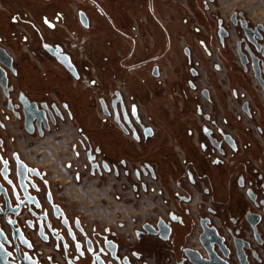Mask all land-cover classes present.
Instances as JSON below:
<instances>
[{
  "label": "flooded vegetation",
  "instance_id": "obj_1",
  "mask_svg": "<svg viewBox=\"0 0 264 264\" xmlns=\"http://www.w3.org/2000/svg\"><path fill=\"white\" fill-rule=\"evenodd\" d=\"M146 1L150 11V19L159 25L163 34H168L162 23L151 13L153 0ZM214 3L215 0H206L201 4L204 21L213 25L212 33L213 38L217 40L218 51H223L231 57V65L237 66L250 89L261 94L264 98V76L260 74L259 78L255 77L250 58L244 51V47L248 43L244 31L240 27V22H246V28L261 36L262 40L257 42L263 47L264 25L260 23L252 25L241 12H233L227 17L217 13L211 14L212 9L210 7ZM191 4H195V1ZM195 8H198L197 5ZM190 19L193 20L194 27H191L192 30L188 34L189 38L183 39L181 53L186 61L182 68V76L176 79L174 89L176 92L173 96L180 99L183 96H189L192 101L190 115L196 120L197 125H191L185 131L190 140V150L193 152L189 160L184 159L183 163L181 162V168L173 175L171 183L164 185L153 164L134 161V150L140 151L147 140L153 136V132L148 131L143 126L136 109L131 107L129 100L118 90L112 92L108 97L100 96L96 103L104 119L109 121L117 130L118 135L125 140V157L118 159L117 144H111L115 156L110 161H106L100 145L97 143L100 136L96 135L98 140L93 143L88 135L83 132L82 126L79 127L78 138L70 149L74 158L82 163L83 175L88 174L91 177L110 176L114 192L113 199L118 205L126 204L137 209L141 206L140 204L145 203L144 207L155 208L154 216L143 221L133 231V240L122 237L108 226L102 228L93 225L88 229L81 217L71 214L69 209L56 198V193H60L61 188L57 191L53 189L48 172L27 164L22 160L19 153L12 150L11 140L13 137L11 132L13 130L20 129L29 136H37L41 139L53 128H56L64 118L74 121V115L67 103L56 101L57 99H53L50 93L42 91L24 78L26 73L24 66L30 60L22 49L16 50V47L19 48L18 46H11L10 39L4 35L0 26V48L4 49L12 58V70L8 73V87H13L14 99L22 95L28 103H36L39 108L45 105L55 121L53 124L49 121V129L44 131L42 137L38 136L36 129L33 135L26 133L23 128V120L16 119L7 111V102L0 90V120L6 127L0 129V139L2 140V147L6 149L9 155L10 169L12 171L16 169L13 154H17L28 168L36 169L37 172L32 179L41 189L38 197L48 209L50 219L55 222L57 227H61V218L58 221L53 217L52 205H57L65 214L79 241L85 242L86 239L101 243L107 241L113 258L110 254L102 256L105 263L186 264L187 257L184 250L197 252L201 259L208 260L207 252L200 240L204 234V225L208 229H214L217 237L222 239V246L228 250V255L224 256L217 244H213V250L218 258L226 264H264V126L261 123L264 106L262 109L261 106L257 105L247 90L241 89L238 85L231 86L229 84L225 66L216 51L196 36L200 30H204L205 26L200 24L196 14ZM88 23H90L89 19ZM233 32L236 37L234 42L232 41ZM16 34L11 36L15 37ZM207 36L212 38L209 33ZM18 37L22 40L24 38L23 45L28 42L27 36L22 37L19 34ZM16 39H13L14 44ZM237 44H239V48ZM47 47L52 48V50L60 49L62 53L70 56L78 75L77 79L55 61ZM196 50L203 56L208 69L214 75L215 83L222 93L224 111L220 110L217 113L215 110L210 112L205 109L204 102L208 104L211 102V88L213 86L212 80L200 79L199 68L202 63L199 62L195 53ZM238 50L241 55L246 57L247 62L244 65L238 56ZM250 50L259 59L260 67L259 54L254 48H250ZM42 51L45 56L51 58L62 68L71 80L74 82L81 80L71 54L62 45L43 43ZM21 53L24 55V61ZM163 58L164 56H161L160 60ZM149 62L152 66L147 73L154 79L163 81L166 65L160 67L161 63L159 62L154 64L152 63L153 60ZM154 68H156L157 76L153 75ZM165 78L167 80V76ZM54 95L58 97V93H54ZM101 101L106 105L108 116L103 114ZM113 102L115 107L112 105ZM123 112L128 118V124L124 122ZM116 114H118V121H116ZM6 115L10 116L9 121L4 120ZM225 115L245 132L248 140L250 139L248 142L243 143L236 139V129L228 125V119ZM118 122L123 125L124 129L119 126ZM114 136L116 135L112 134V137ZM252 147L260 149L259 155L248 156L247 151L251 150ZM172 149L175 150L178 158L183 153L180 151V143L176 141L172 143ZM88 152L90 156H94L92 163L96 164L95 168H92V163L88 161ZM103 162H106L108 172L104 171ZM104 183V181H100L99 186L102 187L105 185ZM128 193H130L131 198L126 196ZM48 197L52 200V204L48 202ZM142 198L145 201H142ZM230 204L234 208L232 214H228ZM158 208L162 211L161 214L158 213ZM25 217L19 216L18 218L22 222ZM159 221H163L170 228L167 242L161 241L157 236L148 235L143 229L144 225L156 229ZM234 240L240 244V257H238ZM43 251V257L53 253L50 247H44ZM55 256L54 262H62L61 255L55 254ZM215 264H221V262L217 261Z\"/></svg>",
  "mask_w": 264,
  "mask_h": 264
},
{
  "label": "crops",
  "instance_id": "obj_2",
  "mask_svg": "<svg viewBox=\"0 0 264 264\" xmlns=\"http://www.w3.org/2000/svg\"><path fill=\"white\" fill-rule=\"evenodd\" d=\"M30 1L32 3L27 2V4H25L26 9L25 6L24 8H21V6L16 5L17 7L15 6V10L11 12L10 8H14V6L9 5L6 0H0V12L6 14L14 12V14L11 15V22L15 24L14 27L17 31L20 30V32L22 31L24 33L20 34L22 37H28V42L22 46V50L31 62L28 61L25 63L24 68L26 69V73L24 78L42 91L50 93L53 99H57L56 101L67 103L73 112L74 121H69L64 118L62 122L58 123L56 128H53L41 139L37 136H29L20 129L13 130L11 132L13 137L11 140L12 150L19 153L22 160L27 164L48 172L49 180L53 189L57 191V189L61 188L60 193H56V198L69 209L71 214L81 217L82 222L88 229L93 225L102 228L108 226L122 237L133 240V231L143 221L151 219L154 216L153 211L155 208H152L151 206L144 207L145 203L140 204L141 206L137 209L126 204L118 205L113 199L114 192L110 176L91 177L88 174L83 175L82 163L74 158L70 150L73 143L78 138L80 126L83 127V132L85 134L102 131L107 135L106 138L103 139L101 134H96L100 136L98 143L106 161H110L115 156L111 144H117V150L119 153L117 155L118 159L125 157V140L118 135V132L113 128V125L105 120L100 113L99 107L96 103L97 99L100 97V93L88 94L86 96L81 84L71 80L65 71L51 58L45 56L42 51L43 43L51 45L59 44L68 51L67 33L75 32L77 36H83L86 38V46L88 47L90 45L92 51L90 53L91 55L95 56L96 54H102V52H96L93 50L95 47V35L97 33L93 27V20L91 21L90 19L91 26L87 30L82 28L78 23L77 15L73 16L69 12L68 6L70 0ZM75 1L83 4L90 9L89 11L93 12L96 10L95 3L98 5L102 0ZM38 2H40V5L37 4ZM241 3L248 7L246 8L248 11H252L250 15L247 14L246 11H240L252 25L257 23L264 25V0H242ZM19 9L24 10L19 11ZM83 9L84 8L78 9L77 13L82 11L87 14L86 10ZM128 14L130 15V18H128V28L130 30L118 29V25H116L118 21L115 23L112 21L113 25L110 24L111 29H113V35L110 37L109 45L114 49L116 54V65H119V69H124L125 71L129 70V72L126 73V77L122 79L121 82L125 83V86H133L132 83L135 81L139 86L140 83L137 81H139V78L141 79V77H138L137 74H145V72H147L152 66L149 61L153 60V64L155 62H164L166 65V81L169 86L174 88L176 79L182 76V68L186 61L182 56L181 50H170L171 42H174L173 38L176 36L175 24H178V18L176 19L174 16H171V13L169 15L167 14V16H160L159 14L157 16L153 14L154 17L165 26V28L167 25L170 26L169 29L167 28L169 41L171 39L170 43L167 41V38H165L166 36H164L165 44L163 45L170 48L165 57L166 50H161V48L160 51H158V49L157 51L153 50L155 38L151 41L149 40V37L147 39L144 35V31L146 30L145 25L148 21L147 18L150 15L149 7H147L148 15L146 14L145 16H142L140 14V17L137 18L140 20L139 27L132 25V13ZM230 14H228V16ZM196 16L198 17L200 24L205 26L204 30H200L196 36L200 41H203L204 44L212 47L216 51L218 57L225 66L229 84L231 86L238 85L241 89L247 90L254 98L255 103L263 109L264 98L262 95L257 94L250 89L246 79L240 74L237 66L231 65V57L223 51H218L217 40L213 38L212 33L213 25L204 21L203 13L200 15L196 14ZM20 23H24V25H21ZM26 24H28V26ZM133 27L135 28L133 29ZM208 33L211 34L212 38L207 36ZM92 34L95 35L93 36ZM232 38V41L234 42L236 40L234 32ZM157 40H159L158 36ZM195 53L199 62L202 63L199 68L201 72L200 79L206 80L208 78L212 80L213 87H210L211 102L210 104L204 102L206 111L208 110L212 112L215 110L217 113H219L220 110L224 111L222 93L215 83L213 73L208 69L206 61L200 52L196 50ZM161 56H164L163 60H160ZM96 62L99 65L101 63L99 61ZM74 64L80 76L83 75L86 68L77 61H74ZM112 82L118 83L120 81L118 79H112ZM127 83L129 84L127 85ZM134 90L131 92V89L129 90V88H127L126 93L129 104L136 109L143 126L148 131L153 132V136L147 140L146 144L141 147L140 151L137 152L134 150V161L153 164L156 167L157 173L161 176L164 185H167V183H171L173 175L178 172L179 168H181V162L183 163L184 159L189 160L191 158V153L193 152L190 150V140L185 134V131L191 125H197L196 120L190 115L192 101L187 95L183 96L181 99L172 96V109L164 108V106H160L158 100L159 98L164 99L165 95L157 91L151 100L152 102L157 101L159 103V105H157L158 109H151L148 105L150 101H147V98L151 97L149 95V97L144 95L146 97L145 101L141 95L139 96V94L137 95L134 93ZM54 93H58V97L54 95ZM139 97H141L142 100H140ZM154 117H157L158 121L160 120V124L161 119H165V121L168 122V126H161L160 124L159 126L157 122V129H154L152 126L156 123L153 120ZM226 118L228 119V125L231 128L236 129V139L243 143L248 142L250 139L248 140V136L245 135V132L239 127V125L235 124L229 117L226 116ZM261 123L264 126V109L262 111ZM112 134L116 136L112 137ZM174 141L181 145L180 151L183 153L180 154L179 158L177 157L175 150L172 149V143ZM259 153L260 149L253 147L251 150L247 151L249 157H255L259 155ZM105 180H108V182ZM100 181H105V185L100 187ZM115 191L117 192V190ZM129 194L130 193L126 196L131 198ZM142 201L145 200L142 198ZM86 202L90 204L87 207L84 206ZM102 204H108L106 205L108 208H105ZM112 204H115L119 209L113 207ZM111 207H113L114 210L109 209ZM233 209V205L230 204V206H228V214H232ZM161 212L162 211L159 209L158 213L161 214ZM87 213H92L91 217L85 216Z\"/></svg>",
  "mask_w": 264,
  "mask_h": 264
},
{
  "label": "water",
  "instance_id": "obj_3",
  "mask_svg": "<svg viewBox=\"0 0 264 264\" xmlns=\"http://www.w3.org/2000/svg\"><path fill=\"white\" fill-rule=\"evenodd\" d=\"M78 20L80 25L87 29L88 18L82 11L78 12ZM236 15V14H235ZM234 15V16H235ZM240 27L244 31L248 45L244 47L251 61L252 70L255 77L259 78L260 74L264 76V47L258 44L261 36L246 28V22L241 21ZM239 48V44H237ZM250 48H254L259 54L261 60V69L259 67V59L251 52ZM51 56L61 65L72 77L78 78L76 69L68 54L62 53L60 49L52 50L47 47ZM241 63L246 64V57L237 51ZM12 70V58L8 53L0 48V90L2 91L6 102L7 111L16 119L23 120L24 131L30 135L36 132L42 137L44 131L49 129V121L53 124L54 118L45 105L41 108L36 103H28L25 98L20 95L14 99L13 87H8V73ZM153 75L157 76L156 68L153 69ZM103 114L108 116L106 105L101 101ZM112 105L115 107V103ZM19 113H18V112ZM124 122L128 124V118L123 112ZM5 121L10 120V116L4 117ZM118 121V114H116ZM119 126L123 128V125ZM4 123L0 120V129H5ZM88 161L92 163L94 156L87 153ZM16 162V169H10V159L5 148L2 147L0 139V264H112L105 263L102 256H110L113 253L107 241L93 242L86 239L85 242L79 241L78 236L73 228H71L65 214L60 210L59 206L53 207L54 219L60 220L61 227H57L55 222L50 219L48 209L42 203L38 194L40 187L34 183L32 179L37 170L28 168L22 162L17 154H13ZM6 162V163H5ZM96 164L92 163V168ZM105 172H108L106 162L102 163ZM48 202L52 204L50 197ZM19 216H26L21 222ZM204 234L200 240L205 248L208 260H203L197 252L184 250L187 263L186 264H215L217 261L226 264L222 259L218 258L213 250V244H217L224 256L228 255V250L222 246V239L217 237L214 229H208L203 225ZM143 229L148 235L157 236L161 241L167 242L170 235V228L163 221H159L156 229L149 225H144ZM85 237V235H83ZM238 257H240V244L234 240ZM44 247H50L53 253L47 257H43ZM56 255L62 256V262L53 261ZM116 261V260H115ZM118 264H128L120 263Z\"/></svg>",
  "mask_w": 264,
  "mask_h": 264
},
{
  "label": "rangeland",
  "instance_id": "obj_4",
  "mask_svg": "<svg viewBox=\"0 0 264 264\" xmlns=\"http://www.w3.org/2000/svg\"><path fill=\"white\" fill-rule=\"evenodd\" d=\"M6 1L8 2L9 5L14 6V8L13 7L10 8L11 12L14 11L17 6H21V8H24V6H25V9H26L25 4H27V2H31L30 0H6ZM102 1H100L99 2L100 4H98V5H97V3H95L96 4L95 5L96 10H94L95 12L89 11L90 10L89 8H87L86 6H84L81 3L76 2L75 0L69 1L68 9H69L70 14H72L73 16L77 15L78 14L77 10L84 8L83 10H86V13H87L86 15L88 16L89 22H90V19H91V21L93 20V27H94L95 31H97L96 35L94 34L96 36L95 37L96 38L95 39L96 49L94 47L93 50L96 52H102V54H96L95 56L91 55L90 53L92 51H91L90 45L88 47L86 46V38L85 37L77 36V34L75 32H68L67 33V35H68V38H67L68 39V52L71 54L74 61L79 62L84 68H86L83 75L80 76L81 80L79 81V83L81 84V86L84 89L83 92L86 94V96L88 94L100 93L101 97L102 96L108 97L110 94H112V92H114L115 90H118L119 92H121L123 94V96L126 99H128V96L126 93L127 88H129V90L131 89V92H133V90L135 89L134 93H136L137 95L139 94V96L141 95V97L145 101H146V97L144 95H147V96L149 95L151 97V98H147L148 99L147 101H150L148 103L149 107L151 109H158L157 105H159V103L157 101L152 102L151 99H153L152 97H154V94H156L155 92L159 91L161 94L165 95L164 99L159 98V100H158L160 102V106H164V108L172 109V103L173 102H172L171 97L173 96V94L176 91H173L175 86H174V88H172V86H169L167 81L165 80L166 79L165 78L166 73L163 74V81L154 79L147 72H145V74L138 73L137 76L141 77V79L139 78V81H137V82H139L140 85L138 86L137 83L134 81L132 83L133 86H125L124 85L125 83L121 82V80L126 77V73H128L129 70L125 71L124 69L118 68L119 65H116V63H117L116 62V56H115L116 54L114 52V49H112V47H110V45H109L110 44V37L113 35V29H111V26H110V24L113 25L112 21L114 23L118 21L116 24V25H118L117 26L118 29L130 30L128 28L129 27L128 18H130V15L128 13H132V16H133V19H131L132 25L139 27V24H140L139 21L140 20L137 18L140 17V14L142 16L143 15L145 16L147 14V7H148L147 1L146 0H102ZM194 1H195V4H191L192 2L194 3ZM201 1L206 2V0H153L152 5H151V8H152L151 13L152 14H155L157 16H158V14L160 16L161 15L167 16V14L169 15L171 13L172 14L171 16H174V18H176V19L178 18V20H179L178 24L177 25L175 24L176 36H174V38L171 36L173 38L174 42L173 41L171 42V45H170L171 49H170V48L166 47V45H163V44H165L164 43L165 38H167V41L170 43L171 39H170V41L168 39L169 34H166V33L163 34L162 29L159 27V25H157V23L155 21L150 19V15H149V17L147 18L148 19L147 24L145 25L146 30L144 31V35L147 37V39L149 37L150 38L149 40H151V41L154 40V38H155L154 42L156 44L154 43V49L153 50L157 51V49H158V51H160V48H161V50H163V49L166 50L165 57L167 56L169 49L172 51H175L176 49L181 50V48L183 47V39L189 38L188 34L192 30L191 27H194V24H192L193 20L190 18L192 16H194L195 13L197 15H200L201 13H203ZM227 2L228 3L231 2V3L228 4ZM241 2H242V0H232V1H230V0H226V1L225 0H215V3L210 7L212 9L211 14L217 13L218 15L222 14L223 16L227 17L228 14H230L233 11L240 12L243 10V11H246V13L250 15L252 13V11H248V9H246L247 7L246 6L244 7V5ZM237 3H238V5H237ZM37 4L40 5V2H38ZM196 5L198 7L197 9L195 8ZM22 10H24V9H19V11H22ZM13 14H14V12L9 13V14H6L4 12H0V26L3 30L4 35L10 39L11 46H13V47L18 46L19 48L16 47V50L17 49L21 50L22 46H23V43H22L23 40H22V38L18 37V35L24 34V33L22 31L20 32V30L17 31L14 27L15 24L10 22L11 15H13ZM126 20H128V21H126ZM20 24L24 25V23H20ZM26 25L28 26V24H26ZM90 26L91 25L89 23V27ZM134 28L135 27H133V29ZM163 28L167 31V28L169 29L170 26L167 25L166 28H165V26ZM16 33H18V34H16ZM71 33L74 34L73 37L75 40H73L71 38V36H70ZM13 34H16L15 37L17 39L15 37L11 36ZM157 36L159 37V40H157ZM164 36H166V37L164 38ZM13 39H16L15 44H14ZM82 39L84 40L85 43L81 49H72L71 48V44L75 43L76 41H80ZM151 41H150V43H151ZM13 50H15V49H13ZM22 56H23L22 60L24 61V55L22 54ZM96 61L101 62L100 65ZM164 66H165L164 62H161L160 67H164ZM112 79H118L120 82L113 83ZM98 83H99V85H98ZM128 84L129 83H127V85ZM170 88H171V90H170ZM141 97H139L140 100H142ZM151 106L154 108H152ZM154 116H155V114H154ZM153 120L156 123L153 124L152 126L154 129H157V122L159 125L160 120L158 121L157 117H154ZM160 125L161 126H168V122L165 121V119H161ZM98 132L87 134L93 143H96V141L98 140V137L96 136V134H99V135L101 134L103 139H105L107 136L102 131H98ZM97 143H98V141H97ZM105 181L108 182V180H105ZM88 205H90V204H88L87 202L84 204V206H86V207ZM106 205H108V204H105L103 206L105 208H108V206H106ZM112 205H113V207H116V209L118 208L117 206H115V204H112ZM113 207H111L109 209L114 210ZM91 215H92V213H87L85 216L91 217Z\"/></svg>",
  "mask_w": 264,
  "mask_h": 264
},
{
  "label": "built area",
  "instance_id": "obj_5",
  "mask_svg": "<svg viewBox=\"0 0 264 264\" xmlns=\"http://www.w3.org/2000/svg\"><path fill=\"white\" fill-rule=\"evenodd\" d=\"M71 38H72L73 40H75L73 36H71ZM84 43H85V42H84L83 39L80 40V41H76L75 43L71 44V48H72V49H81V48L83 47Z\"/></svg>",
  "mask_w": 264,
  "mask_h": 264
},
{
  "label": "bare ground",
  "instance_id": "obj_6",
  "mask_svg": "<svg viewBox=\"0 0 264 264\" xmlns=\"http://www.w3.org/2000/svg\"><path fill=\"white\" fill-rule=\"evenodd\" d=\"M225 1H226V0H225ZM260 2H261V1H260ZM260 2H259V3H260ZM227 3H228V2H227ZM229 3H231V2H229ZM229 3H228V4H229ZM261 3H262V2H261ZM237 5H238V3H237ZM261 5H262V4H261ZM244 7H245V6H244ZM247 8H248V7H247ZM71 36H74V34H72Z\"/></svg>",
  "mask_w": 264,
  "mask_h": 264
},
{
  "label": "snow or ice",
  "instance_id": "obj_7",
  "mask_svg": "<svg viewBox=\"0 0 264 264\" xmlns=\"http://www.w3.org/2000/svg\"><path fill=\"white\" fill-rule=\"evenodd\" d=\"M6 163V162H5ZM0 175H3V171H0Z\"/></svg>",
  "mask_w": 264,
  "mask_h": 264
}]
</instances>
